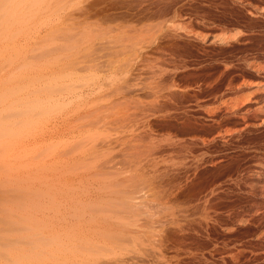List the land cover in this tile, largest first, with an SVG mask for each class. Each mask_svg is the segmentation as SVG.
<instances>
[{
    "label": "rangeland",
    "instance_id": "obj_1",
    "mask_svg": "<svg viewBox=\"0 0 264 264\" xmlns=\"http://www.w3.org/2000/svg\"><path fill=\"white\" fill-rule=\"evenodd\" d=\"M0 130V264H264V0H0Z\"/></svg>",
    "mask_w": 264,
    "mask_h": 264
},
{
    "label": "bare ground",
    "instance_id": "obj_2",
    "mask_svg": "<svg viewBox=\"0 0 264 264\" xmlns=\"http://www.w3.org/2000/svg\"><path fill=\"white\" fill-rule=\"evenodd\" d=\"M38 1V0H37ZM35 2H36V0H35ZM222 40V39H221ZM223 42V41H222ZM68 51V50H67ZM5 94V93H4ZM29 103V102H28ZM40 106V105H39ZM39 108V107H38ZM2 112V111H1ZM13 112V111H12ZM6 113V112H5ZM18 113H20V112H18ZM21 114H23V113H21ZM25 114H27V112L25 111ZM10 116V115H9ZM22 116V115H21ZM24 116V115H23ZM18 117H20V115L18 116ZM4 118V117H3ZM8 118V117H7ZM11 118V117H10ZM5 120V119H4ZM7 121V120H6ZM6 123V122H5ZM7 125V124H6ZM9 126V125H8ZM10 127V126H9ZM2 129H4V131H7V129H5V128H2ZM1 131V130H0ZM10 132V131H9ZM8 132V133H9ZM1 133V132H0ZM6 133V132H5ZM2 134H4V133H2ZM89 210V209H88ZM53 211V210H52ZM92 212V211H91ZM74 218V217H73ZM52 226V225H51ZM52 227H54V226H52ZM61 227V226H60ZM47 230V229H46ZM49 230V229H48ZM52 231V230H51ZM51 231H49V232H51ZM51 240V239H50ZM49 240V241H50ZM46 241H47V239H46ZM53 242V241H52ZM50 243V242H49Z\"/></svg>",
    "mask_w": 264,
    "mask_h": 264
}]
</instances>
